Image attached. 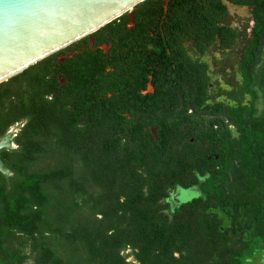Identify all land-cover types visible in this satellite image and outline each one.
Returning a JSON list of instances; mask_svg holds the SVG:
<instances>
[{
    "label": "trees",
    "instance_id": "1",
    "mask_svg": "<svg viewBox=\"0 0 264 264\" xmlns=\"http://www.w3.org/2000/svg\"><path fill=\"white\" fill-rule=\"evenodd\" d=\"M229 5L248 8L253 20L238 63L247 100L211 103L205 82L201 121L188 117L186 134L182 125H161L162 138L150 147L132 149L101 133V109L57 116L55 99L37 91L50 83L53 56L0 84V137L29 119L20 147L0 152L13 173L0 172V264H134L122 254L128 247L137 264H263L264 0L170 2L224 48L239 36L217 25ZM55 138L68 163L38 169ZM84 145L80 163L74 152ZM30 162L38 164L33 172ZM181 189L195 194L182 201Z\"/></svg>",
    "mask_w": 264,
    "mask_h": 264
},
{
    "label": "flooded vegetation",
    "instance_id": "2",
    "mask_svg": "<svg viewBox=\"0 0 264 264\" xmlns=\"http://www.w3.org/2000/svg\"><path fill=\"white\" fill-rule=\"evenodd\" d=\"M171 1L142 2L55 53L45 72L49 98L68 102L65 106L73 113L81 106L85 111L103 110L105 135L132 149L159 141L161 125H182L183 134L189 133L187 118L203 117L196 109L202 107L199 88L205 82L209 102L233 104L211 95L222 70L212 51L228 53L236 43L224 48L217 34L212 40L203 24L187 22L179 9H171ZM226 20L217 25L232 26ZM80 116L79 122L87 123L88 114L81 111ZM196 131L190 130L191 142ZM5 135L9 138L5 149H11L12 137ZM186 139L180 137L183 143Z\"/></svg>",
    "mask_w": 264,
    "mask_h": 264
},
{
    "label": "water",
    "instance_id": "3",
    "mask_svg": "<svg viewBox=\"0 0 264 264\" xmlns=\"http://www.w3.org/2000/svg\"><path fill=\"white\" fill-rule=\"evenodd\" d=\"M146 0H0V84ZM0 137V151L7 148ZM0 172L7 166L0 157Z\"/></svg>",
    "mask_w": 264,
    "mask_h": 264
},
{
    "label": "rangeland",
    "instance_id": "4",
    "mask_svg": "<svg viewBox=\"0 0 264 264\" xmlns=\"http://www.w3.org/2000/svg\"><path fill=\"white\" fill-rule=\"evenodd\" d=\"M229 11H230V15L228 16L226 23L236 28L239 36L235 44V47L233 48V50L229 51L228 53L223 51H218L217 49L212 51V53L217 58H219V63H221L222 65L221 67L222 70L220 71V74L219 73L217 74L215 80L213 81L211 95L213 99L224 100L236 104L238 102H245L248 98L237 87L238 82L241 79L240 73L238 71V63L242 55L243 47L250 41L251 29L253 27V20L249 14L248 8L246 7L229 5ZM25 80H29V78L25 76ZM37 91L41 93L44 92L47 95V96L45 95V97L51 100L48 95L49 94L48 85L40 86L37 89ZM33 95L34 97H36L37 93H34ZM67 103L68 102L63 103L61 100L55 101L54 106L56 109L55 113L57 116L59 115L66 117L69 114H71V110L67 109L65 106ZM41 104L42 103L40 102V105ZM57 109H61V110H57ZM28 120H29L28 117H26V119H23L22 121H16L8 127L5 134H10L12 137L11 145H10L11 149H7L5 151L17 150L20 147L19 142L17 140L19 139L22 131L26 128L27 122H29ZM53 129L55 130V134H56L58 131L57 125H55ZM100 132L105 133L104 125L101 126ZM43 138L40 139V135L39 136L37 135V139L44 141L45 139L43 140ZM56 140L57 138H55V140H52V143L51 141H48L50 143V146L52 144L53 147L51 146V150L48 151L49 152L48 157H44V159L38 162V164L40 165L38 166V169L43 170L44 168L47 169L48 167H51L52 169L55 168L56 170L58 169L59 165L68 163L66 161V156L63 158L64 155L61 154L60 148H58L55 145ZM86 151H87L86 145H84L80 151L75 150L74 153L78 156L80 163H81L82 155ZM38 164H31L30 162L28 167V172L35 171L36 170L35 166H37ZM9 174H10V170L8 171L6 176H11L13 174L12 172L10 175ZM180 193H181L180 199L182 201L190 199L195 194V192L186 191L183 189L180 190ZM122 254L126 256L127 261L132 262L134 264L138 263L137 260H135V257L132 254V249L130 247L122 251ZM26 264H30V261H28ZM253 264H256V261Z\"/></svg>",
    "mask_w": 264,
    "mask_h": 264
},
{
    "label": "bare ground",
    "instance_id": "5",
    "mask_svg": "<svg viewBox=\"0 0 264 264\" xmlns=\"http://www.w3.org/2000/svg\"><path fill=\"white\" fill-rule=\"evenodd\" d=\"M5 145L6 146H8L9 145V138L6 136V138H5ZM0 169H1V167H0ZM6 173H8V170H7V168H6Z\"/></svg>",
    "mask_w": 264,
    "mask_h": 264
}]
</instances>
